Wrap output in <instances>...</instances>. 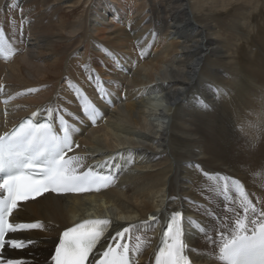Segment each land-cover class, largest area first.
I'll return each instance as SVG.
<instances>
[{
  "label": "bare ground",
  "instance_id": "6f19581e",
  "mask_svg": "<svg viewBox=\"0 0 264 264\" xmlns=\"http://www.w3.org/2000/svg\"><path fill=\"white\" fill-rule=\"evenodd\" d=\"M0 29V132L56 109L71 121L83 167H122L110 187L46 194L15 213L45 226L23 235L37 241L28 264H48L61 233L95 216L113 221L110 238L137 225L136 264H152L177 210L193 220L192 260L216 264L213 240L245 214L237 193L209 194L223 183L205 172L238 180L252 219L264 212V0H0ZM93 70L114 106L89 129L77 122L69 82L92 97ZM150 216L158 219L141 223Z\"/></svg>",
  "mask_w": 264,
  "mask_h": 264
},
{
  "label": "snow or ice",
  "instance_id": "6c2138e0",
  "mask_svg": "<svg viewBox=\"0 0 264 264\" xmlns=\"http://www.w3.org/2000/svg\"><path fill=\"white\" fill-rule=\"evenodd\" d=\"M4 35L3 30L0 29V42L3 41ZM88 79L97 81L99 85L97 91L103 99L106 95L102 86L104 82L94 70L88 73ZM69 89L81 101L85 116L95 123L98 109L78 85L69 82ZM29 91L34 90L29 89ZM64 111L67 112V109ZM45 112L47 116L44 122H39L38 113L33 112L30 118L0 134V251L5 247L24 249L37 243L34 240L6 239L7 234L45 227L40 221L9 222V217L18 208V202L34 199L48 191L82 192L90 190L87 186L93 185L98 186L96 190H99L100 187H106L107 182L111 180V176L100 175L91 169L83 171L80 157L66 156V150H71L72 126L56 109H46ZM54 113L59 120V133L51 119ZM204 175L210 181L223 183L222 188L217 183L216 188H219V192L214 188L210 191V195L223 193L227 201L229 193H237L241 197V206L245 214L243 217L236 216L234 227L225 225L227 235L221 230L219 239L213 240V243L218 245L217 259L220 264H264V212H260L259 218L256 219L248 215L249 212L256 215L257 210L252 207L238 180L228 176L209 175L206 172ZM199 207L200 205L197 204V209ZM157 219L156 216H150L149 221L141 223L147 225L148 222ZM185 223L191 225L193 220L186 219L181 211L170 214L166 231L163 233V246L155 254V264H188L185 255L188 248L184 239ZM112 225L111 219L98 218L85 219L67 228L59 237L55 254L51 256V264H132L134 259L130 255L132 248L122 241L137 225L130 224L122 231H116L107 247L98 250V246L107 237ZM201 231L206 234L204 228ZM94 252L99 259L92 256ZM0 264H28V262L11 259L5 261L0 256Z\"/></svg>",
  "mask_w": 264,
  "mask_h": 264
},
{
  "label": "rangeland",
  "instance_id": "374dc122",
  "mask_svg": "<svg viewBox=\"0 0 264 264\" xmlns=\"http://www.w3.org/2000/svg\"><path fill=\"white\" fill-rule=\"evenodd\" d=\"M213 237L212 236H208V239L211 240Z\"/></svg>",
  "mask_w": 264,
  "mask_h": 264
}]
</instances>
